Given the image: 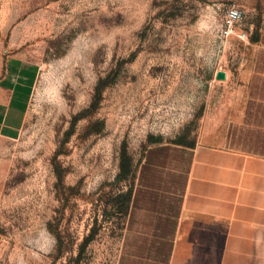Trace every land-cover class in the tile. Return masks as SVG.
<instances>
[{
  "label": "rangeland",
  "instance_id": "1",
  "mask_svg": "<svg viewBox=\"0 0 264 264\" xmlns=\"http://www.w3.org/2000/svg\"><path fill=\"white\" fill-rule=\"evenodd\" d=\"M259 50L264 0H0V78L33 68L0 138V264H116L146 150L217 143Z\"/></svg>",
  "mask_w": 264,
  "mask_h": 264
},
{
  "label": "crops",
  "instance_id": "2",
  "mask_svg": "<svg viewBox=\"0 0 264 264\" xmlns=\"http://www.w3.org/2000/svg\"><path fill=\"white\" fill-rule=\"evenodd\" d=\"M32 70L6 63L0 138L22 127ZM208 139L146 150L116 264H264V51L238 119L217 143Z\"/></svg>",
  "mask_w": 264,
  "mask_h": 264
},
{
  "label": "built area",
  "instance_id": "3",
  "mask_svg": "<svg viewBox=\"0 0 264 264\" xmlns=\"http://www.w3.org/2000/svg\"><path fill=\"white\" fill-rule=\"evenodd\" d=\"M243 19L244 11L238 5L232 4L228 6L223 17L224 32L227 35L233 33V30L242 24ZM246 34L245 30L239 29L237 36L243 38Z\"/></svg>",
  "mask_w": 264,
  "mask_h": 264
},
{
  "label": "water",
  "instance_id": "4",
  "mask_svg": "<svg viewBox=\"0 0 264 264\" xmlns=\"http://www.w3.org/2000/svg\"><path fill=\"white\" fill-rule=\"evenodd\" d=\"M215 78L218 79V80H224L226 78L225 71H222V70L216 71Z\"/></svg>",
  "mask_w": 264,
  "mask_h": 264
}]
</instances>
